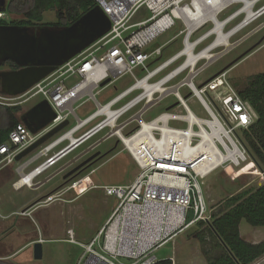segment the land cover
Returning <instances> with one entry per match:
<instances>
[{"label": "built area", "instance_id": "obj_1", "mask_svg": "<svg viewBox=\"0 0 264 264\" xmlns=\"http://www.w3.org/2000/svg\"><path fill=\"white\" fill-rule=\"evenodd\" d=\"M194 1L95 0L96 7L111 21L109 32L24 94L10 97L0 93V105L5 107L26 106L41 97L40 102L46 101L56 116L37 134L19 122L11 131L8 142L0 146V156L3 157L0 164L15 163L20 153L55 128L69 123L32 154L31 162L20 170L21 178L16 187L25 180L24 175L33 176L31 181L37 183L39 177L91 141L94 143L92 147L74 160L82 159L100 145L115 140L139 169V176L131 185L102 187L107 196L117 199L118 206L90 243L80 244L74 231L68 232L67 242L80 244L84 249L82 264H155V259L149 258L141 263V258L167 245L179 232L211 220L202 188L204 180L220 169L239 168L252 160L239 135L255 124L258 115L231 86L228 72L195 85L212 64L203 52L210 50L215 42L198 52L197 48L215 35L209 36L210 30L192 39L208 24L200 29L201 26L197 28L186 18L184 10L188 8L193 13ZM143 9L148 17L141 20L139 15ZM256 13L260 18L264 16V6ZM3 18L0 13V19ZM233 21L227 23L225 29ZM244 22L245 19L237 27ZM179 24L183 29L177 36H184L183 48L144 77L137 78V70H147L146 64L152 57L163 54L161 48L152 52L149 48ZM207 52L215 57V50ZM181 60L172 71L151 82ZM201 62L204 65L199 66ZM185 73L182 81L170 85ZM128 75L135 80L132 86L104 104L98 100L108 87ZM184 88L187 91L182 96L180 91ZM172 97L174 103L165 112L154 119H145ZM191 98L198 101L206 117L191 110L187 103ZM87 102H94L96 110L81 118L78 110ZM64 144L67 146L56 153ZM43 158L45 161L26 173L30 164ZM74 160L37 184L43 187L70 168L65 169ZM82 184V181L76 182L72 188ZM189 212L194 213L191 221L188 220Z\"/></svg>", "mask_w": 264, "mask_h": 264}, {"label": "rangeland", "instance_id": "obj_2", "mask_svg": "<svg viewBox=\"0 0 264 264\" xmlns=\"http://www.w3.org/2000/svg\"><path fill=\"white\" fill-rule=\"evenodd\" d=\"M263 6L264 0L256 6L255 11L259 10ZM242 8L243 5H233L229 9L227 8L225 12H222V14L220 13L218 19L223 22L225 19H228L231 15H234V13ZM145 17L148 16L146 10L143 9L139 15V19L142 20ZM245 17L246 16L244 14L241 15L237 20L233 21V23L226 27L225 32L228 33L231 29L234 30L237 25L244 21ZM4 18L8 19L9 21H17L21 20L23 16L4 15ZM43 23H57L56 14L54 12H46L44 15ZM182 29V25L179 24L174 29L162 35L155 41V43L150 47L149 52H152L159 47L161 48V50H163V54L162 56L154 55L152 59L146 64L147 70H137L135 73L137 78L144 77L148 72L153 71L160 64L167 61L183 48L182 40L184 36H177ZM213 29L214 24L212 22H209L205 26V28L197 32L192 39L195 40L196 38L201 37L208 31ZM216 38V36H212L209 41L197 48V52L202 50L206 45L212 42H216ZM262 39V43L258 47H256V49H254L252 53L244 57L227 73V79L231 86L238 93L240 91H244L248 87L249 81L253 76L264 73V16H261V18L259 17L247 28L242 29L235 36H233L230 41L233 46L230 52L226 54L227 48L225 47H219L217 50H215V58H219L221 56L220 59L214 61L203 72L199 79L195 81V85L199 86L202 82L208 81L209 79L217 75L236 59H238L248 50L257 45ZM158 59L159 61H157ZM182 61L183 60L173 65L170 69L160 74L151 82H155L162 78L164 75L172 71ZM202 65H204V62H201L199 66ZM185 76L186 73L170 85L179 83ZM134 83L135 80L128 75L114 85L108 87L103 93L99 95L98 100L104 104L113 97H116L117 95L122 93ZM186 91V88L182 89L180 91L181 95L184 96ZM41 100L42 98L38 97L26 106H22V111L17 116H15V118L19 120V122H21L22 117L25 115L27 110L35 106ZM173 103V97L167 99L162 103L161 106L152 110L145 117V119H154L160 113L165 112L166 108ZM187 103L195 114L201 117H206L204 110L196 99L191 98ZM95 110L96 104L94 102H87L82 109L78 110V115L81 118H85ZM135 112L136 110L128 114L126 117L131 116ZM72 124L74 125V121H72ZM100 137L101 135L96 137L94 140H97ZM239 137L242 141H245L244 132H241ZM93 144V141H91L80 147L66 160L62 161L57 166L45 173L43 176L39 177L37 179V183L55 173L68 162L74 160V158L92 147ZM65 146H67V144L62 145L55 152L57 153ZM97 152H100L99 159L96 160L92 165H90V167L75 176V178H73L71 181H67L64 179L65 175L68 172H70L72 169L77 167L79 164H81ZM32 156L30 158H32ZM43 161H45V158L34 163L28 169V171L26 170V173L30 172ZM15 166L17 167L19 166V164L16 163ZM263 171L264 170L262 166H259L258 162H254L253 160H251L239 168L227 167L220 169L210 175L207 179H205L202 188L209 205L210 219L222 214V211H224V203L232 196L238 195L239 193H242L246 190H256L262 187L264 185ZM6 173L7 170L4 172V174ZM138 176L139 169L135 165L129 154L124 151L123 146L120 143L115 140H111L91 151L82 159L74 163L66 171H64L60 175H56L55 177H53L43 187L39 188L36 191H32L31 188L27 187H23V189L19 192H13V190H11V186H8L6 189L7 192H12V195L15 196L19 204L21 202H29L33 200H35L34 202H36L39 199L52 194L48 199H46L48 200L46 204H42L41 206L37 207V210L35 209V217L29 219H42L41 229L43 231L50 230L48 235L49 237L47 238H50L52 236L55 237V239L62 237L64 241H67L69 237L68 232L70 230L74 231L75 237L77 239L84 237L91 238L96 234L98 235L103 230L106 224L103 227L101 225L106 219H111L118 206L117 199L115 197L107 196V193L102 187L131 185L136 181ZM81 181L83 182L82 186L76 189L72 188L76 182ZM19 217L22 216L19 215ZM193 218L194 213L189 212L188 220L191 221ZM20 219L27 218L26 216H24ZM206 227L207 226H204L203 230H206ZM197 228L198 227L195 225L175 235V237H173L167 245L163 246L154 253V255L152 256L156 258L154 262L156 263L162 258H172L173 264H208V257H205L202 254V249H206L205 247L210 249V244L211 248L213 247V250L209 253L211 256L210 258L219 256L221 253L214 250V247L216 245L215 242H213L212 238H209L207 242H210L206 244H202L198 240H195L194 234L197 232ZM26 229L31 230L32 228H29L27 223L19 228L20 232L22 233H24ZM240 235L243 240L250 244H260L264 242V227H253L246 220H243L240 225ZM43 247V258L41 260H36L34 258V255L32 254L31 260H29V264H82L81 260L82 256L84 255V249L77 245L56 240L46 242ZM21 258L23 259V256ZM148 259V256L142 257L141 263ZM126 262L130 263L132 261ZM0 264H5V262H0ZM254 264H264V257L259 259Z\"/></svg>", "mask_w": 264, "mask_h": 264}, {"label": "trees", "instance_id": "obj_3", "mask_svg": "<svg viewBox=\"0 0 264 264\" xmlns=\"http://www.w3.org/2000/svg\"><path fill=\"white\" fill-rule=\"evenodd\" d=\"M95 7V0H10L6 9L0 13L23 18L17 21L0 19V26L12 24L19 27H69ZM46 12H54L57 23L44 24ZM7 67L17 69L12 61L7 62ZM239 95L250 103L258 115L255 124L244 132V142L252 160L258 162L264 170V73L253 76L248 87L240 91ZM21 111L22 106L0 105V146L8 142L11 131L19 123L15 116ZM2 158L0 156V162ZM243 220L253 227H264V185L256 190H246L232 196L224 203V211L220 216L212 217L207 223H197L195 240L206 244L212 238L216 245L214 250L221 253L210 258L209 253L213 250L211 244L210 249H202V254L208 257V264H254L264 257V242L250 244L242 239L240 225ZM204 226H207L206 230H203ZM172 262L171 259L162 258L155 264H173Z\"/></svg>", "mask_w": 264, "mask_h": 264}, {"label": "water", "instance_id": "obj_4", "mask_svg": "<svg viewBox=\"0 0 264 264\" xmlns=\"http://www.w3.org/2000/svg\"><path fill=\"white\" fill-rule=\"evenodd\" d=\"M5 1L0 0V12L6 9ZM110 28V19L99 7L87 12L69 27H41L37 31H32L30 28L13 25L0 26V66L7 61H12L19 68L14 71L0 72V93L10 97L24 94L60 66L79 56L84 50L109 32ZM262 41L263 39L212 78L214 79L220 74L228 72L244 57L252 53ZM55 117L49 104L43 101L29 109L22 117V122L33 134H37L48 126ZM68 124V122H65L39 139L20 153L15 161L19 163L34 154L55 135L64 130ZM99 156L100 152L92 155L68 172L64 179L71 181L98 160ZM51 195L34 202L24 212L26 213L42 204H46L48 202L46 199ZM34 258L36 260L43 258L42 240L34 244Z\"/></svg>", "mask_w": 264, "mask_h": 264}, {"label": "crops", "instance_id": "obj_5", "mask_svg": "<svg viewBox=\"0 0 264 264\" xmlns=\"http://www.w3.org/2000/svg\"><path fill=\"white\" fill-rule=\"evenodd\" d=\"M31 156L27 157L26 160L24 159L19 163L15 161V163L9 165L5 163H2L0 165V262L1 263L5 262V264L6 263L29 264L30 263L29 260H31L32 254L34 255V244L40 240L43 241V245L48 241L50 242L56 240L69 243L67 241H64L62 237L60 238L56 237L57 239H55V237L53 236L47 238L49 237L48 235L50 230L43 231L41 229L42 219H29L35 217L37 207L27 211L26 213L24 211L27 208H29L34 203L35 200L29 202L28 201L21 202L19 204L15 196L12 195V192L11 191L7 192L6 188L8 186H11V190H13V192H19L23 189V187H21L22 189L16 188L15 184L21 178L20 170L31 162V158H30ZM16 163L19 164V166L16 167L15 166ZM32 165L33 164H30L26 170L28 171V169ZM6 170L7 173L4 174ZM19 215H21L22 217H19ZM24 216H26L27 219H20L23 218ZM107 221L108 219H106L101 226L103 227ZM25 223H27L28 227L32 229L31 230L26 229L24 233H22L20 232L19 228H21ZM96 236L97 234L91 238L84 237V238H80V239L76 238V239L80 244H88ZM69 244H73L81 247L80 244H74V243H69ZM156 251H153L149 255H147L148 258H151ZM43 255H44V247H43ZM22 256L23 259L21 258ZM151 259H156V258L152 257ZM170 259L172 260V258Z\"/></svg>", "mask_w": 264, "mask_h": 264}, {"label": "bare ground", "instance_id": "obj_6", "mask_svg": "<svg viewBox=\"0 0 264 264\" xmlns=\"http://www.w3.org/2000/svg\"><path fill=\"white\" fill-rule=\"evenodd\" d=\"M259 1L260 0H196V1H194V5H192L194 12L191 13L188 8L186 10H184V12L186 13L185 14L186 18L189 21H192L193 23H195L196 24L195 26H197V28L199 26H201L200 27V29H201V28H203L204 24H206L208 22H212L214 24V29L209 33V36L215 35L217 37V41L211 47L210 50H216L219 47H225V48H227V52H226V54H227L228 52H230L232 50L233 46L230 43V41L233 38V36H235L243 28H246V26H249L251 23H253L256 19H258L260 17V16H258V14L255 11V7ZM242 3L244 4L243 8L240 9L237 12V14L234 17H232L230 20L223 23L222 21H220L218 19V16L220 15V13L222 14V12L227 10V8L229 9L233 5L242 4ZM242 14H244L246 16L245 22L241 26L236 27L234 30H231L228 33H226L225 32L226 24L229 23L230 21H233L234 18H236L238 15L240 16ZM210 50H206L205 52H203V56L209 58L211 63H213L215 60L214 59L215 57L211 56L207 52ZM223 56H225V55H223ZM223 56H222V58H223ZM220 57L217 59H220ZM80 158L81 157H79V159ZM79 159L74 160L71 164H69L67 167H65V169L72 166ZM23 178L25 180L22 181L21 183H19L16 188H21L22 186H27V187L31 188L32 190L36 191L41 187V185H38L37 183H33L31 181L33 176H25L24 175Z\"/></svg>", "mask_w": 264, "mask_h": 264}, {"label": "flooded vegetation", "instance_id": "obj_7", "mask_svg": "<svg viewBox=\"0 0 264 264\" xmlns=\"http://www.w3.org/2000/svg\"><path fill=\"white\" fill-rule=\"evenodd\" d=\"M9 1L10 0H6L5 1V8L9 5ZM10 25L12 26V24H10ZM17 27H19V26H17ZM24 28H30L32 31H37L41 27L40 26H35V27H24ZM7 62L4 65L0 66V72H2V71H14V70H18L19 69L18 67H17V69L8 68L7 67Z\"/></svg>", "mask_w": 264, "mask_h": 264}, {"label": "clouds", "instance_id": "obj_8", "mask_svg": "<svg viewBox=\"0 0 264 264\" xmlns=\"http://www.w3.org/2000/svg\"><path fill=\"white\" fill-rule=\"evenodd\" d=\"M46 184V183H45Z\"/></svg>", "mask_w": 264, "mask_h": 264}]
</instances>
